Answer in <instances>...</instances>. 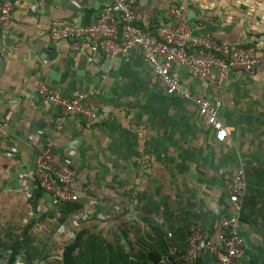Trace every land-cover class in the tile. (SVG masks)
<instances>
[{"label": "crops", "instance_id": "0c3cea01", "mask_svg": "<svg viewBox=\"0 0 264 264\" xmlns=\"http://www.w3.org/2000/svg\"><path fill=\"white\" fill-rule=\"evenodd\" d=\"M10 1V20L0 35V190H15L17 175L33 172L38 150L50 141L54 158L68 159L78 174L90 173L87 167H92L120 175L128 220L132 203L136 213L142 209L149 218L164 217L181 233L196 223L206 236L214 237L220 216L232 214L230 182L242 168L247 189L239 222L244 240L240 264H264V69L226 72L218 117L228 138L220 142L190 99L164 92L139 50L108 58L72 40L49 39L53 24L93 22L105 0ZM171 1L139 0V22L170 23ZM209 3L184 2L193 38L250 41L249 36L234 40L229 32L256 27L250 25L249 13L247 19L241 15L225 21ZM259 40L264 46V39ZM177 69L184 89L208 96L206 81L192 77L183 66ZM41 82L67 98L75 92L87 94L95 118L68 115L56 127L61 109L40 96ZM37 188H28L36 210L41 200L48 203ZM104 189L112 188L106 184ZM102 200L103 205L104 195ZM102 205L95 211L107 215ZM148 206L157 209L150 214ZM73 228L78 231L85 224ZM200 264H213L212 257L203 252Z\"/></svg>", "mask_w": 264, "mask_h": 264}, {"label": "built area", "instance_id": "2783aa9c", "mask_svg": "<svg viewBox=\"0 0 264 264\" xmlns=\"http://www.w3.org/2000/svg\"><path fill=\"white\" fill-rule=\"evenodd\" d=\"M13 5L10 0H0V35L10 20ZM141 15L139 0H105L94 21L87 25L70 23L53 24L48 29V37L53 42L72 40L76 45L92 54L111 58L137 49L152 70L153 79L167 95L190 99L213 130L217 141L228 138L226 127L218 117L222 105L220 90L226 72L229 70L254 73L264 66V46L257 37L245 43H219L210 36L193 38L187 28V19L182 5H173L170 23L150 21L148 26H139ZM152 27L150 29L149 27ZM183 66L192 77L206 81L208 96H202L184 89L177 67ZM40 96L51 105L61 109L56 127H61L65 116L79 115L94 119L95 112L87 103V94L75 92L67 98L45 82L38 84ZM15 191L27 194L35 184L42 197L37 211L46 212L65 202H82L86 206L69 212L58 227V233L65 239H73L76 230L85 224L89 229L94 224L107 221V215L95 211L102 205L103 195H90L89 186L74 182V171L68 159L57 161L52 151V143L46 141L38 150L33 161V172L19 173ZM247 181L244 170L239 168L232 176L228 201L231 215H221L218 231L214 237L206 236L199 224H191L187 231V246L183 254L186 264H194L203 252L212 257L213 264H240L244 253V240L239 232L240 211L246 195ZM94 227V226H93ZM171 232H168V236ZM167 264H174L167 260Z\"/></svg>", "mask_w": 264, "mask_h": 264}, {"label": "rangeland", "instance_id": "374dc122", "mask_svg": "<svg viewBox=\"0 0 264 264\" xmlns=\"http://www.w3.org/2000/svg\"><path fill=\"white\" fill-rule=\"evenodd\" d=\"M185 1L186 0L171 1L168 10L171 12L173 5H182L187 19V10L184 5ZM200 1L203 3L210 2L209 4L212 9H218L219 12L217 13H219L220 17L225 21H235L241 18V15L247 19L249 13L252 19L250 20L248 18L249 22H251L250 25L255 24L256 27L247 28L245 25L241 30L237 28L231 29L229 32L234 35V37L232 36L234 40H237L241 36H249L251 38L257 37L256 35L258 33H262V35L257 38L259 39L260 37L264 39V0ZM203 37L208 38L207 36ZM262 69H264V66ZM72 167L76 185H80L81 183L86 184L89 186L88 193L92 195L100 193L105 196L102 208L108 216L106 222H101L94 228L92 226L90 227L93 233L90 235L88 234V242L82 245V249H84V251L89 250V247L93 246L98 251L96 263H101L102 258L106 256L109 250H117V246L119 245L125 246V250H127L130 253L129 255L133 258L134 254L137 253L142 246L140 237H147L146 235L149 234L147 233L149 224L152 226L158 225L156 222L160 218H155V216H153L152 220L149 216L144 215L145 212L141 213L142 209L136 213L135 209H137V206L135 207V204L131 203L133 209L129 213L131 218L128 220L126 218L128 214L125 213L123 207V205L125 206L126 204L120 196V193L124 195V190L120 189V183L118 182L120 177L119 174L95 172L92 170V167H87L90 173L78 174L76 166L73 165ZM103 184H109L112 188L111 191H109L110 189H104L105 185ZM145 209H148L149 213L152 214L153 209H157V207L148 206V208ZM161 211V209L158 210V213ZM61 217L60 213H58L54 207H51V209L46 212L37 211L34 198H31L29 191H27L26 194L15 190H0V264L4 263V256L6 251H8L7 247L9 244L22 235L23 227L30 221L32 224L28 229V233L32 241L29 243V247H27L26 250L22 249L23 254L17 256V263L59 264L58 261H60L61 249L70 241V239H65L64 236L57 231L58 225L64 222L65 219ZM162 219L163 221H159L158 223L163 229V232L174 230L171 223H169L166 218L163 217ZM92 237H96L94 244L92 242L89 243ZM147 240L150 241L151 239L149 238ZM144 249H146V247H144ZM101 250H103V252ZM26 257H28L27 260Z\"/></svg>", "mask_w": 264, "mask_h": 264}, {"label": "trees", "instance_id": "16d2710c", "mask_svg": "<svg viewBox=\"0 0 264 264\" xmlns=\"http://www.w3.org/2000/svg\"><path fill=\"white\" fill-rule=\"evenodd\" d=\"M137 24L143 27L141 22H137ZM151 24L152 23H150V25ZM149 28L152 29L151 26ZM260 34L262 33H258L256 36L258 37ZM250 43L251 42H246L245 45ZM37 192L42 194L38 188L36 193ZM82 205V202H65L56 207L55 210L60 213L62 216L61 218L66 219L69 212L77 210L82 207ZM242 210L243 207L240 211V219H242L243 216ZM151 219L153 220V217H151ZM159 221L162 222L163 219L157 220L156 224L158 225L152 226L149 224L147 232L149 234L146 235L147 237H140L142 240H140L142 246L139 251L134 254L133 258L129 255L130 253L125 250V246L119 245L117 246V250L110 249L106 256L102 258L101 263H96L95 261L96 257L98 258V251L93 246H90L89 250L84 251V249H82V245L88 242L89 237L87 236L93 232L89 230L86 231L84 228H81L76 232L75 237L61 249L60 261L58 262L59 264H167V260H171L174 264H186L182 257L186 251V237L188 230L186 233H181L177 229L163 232V229L158 223ZM31 224V221L27 223L22 229V235L9 244L7 247L8 251H6L4 256L3 264H18L17 256L19 254H23L22 249L26 250V248L29 247V243L32 241L30 234L28 233V229L31 227ZM168 232H171L170 236H168ZM95 238L96 237L90 238L89 243L92 242L94 244ZM146 238H150L151 240L148 241ZM144 247H146V249H144ZM101 251L103 252V250ZM27 258L28 257H26V260ZM194 264H200V257Z\"/></svg>", "mask_w": 264, "mask_h": 264}]
</instances>
